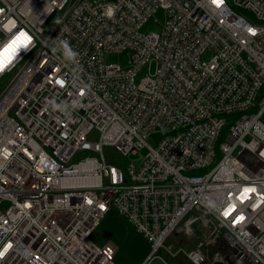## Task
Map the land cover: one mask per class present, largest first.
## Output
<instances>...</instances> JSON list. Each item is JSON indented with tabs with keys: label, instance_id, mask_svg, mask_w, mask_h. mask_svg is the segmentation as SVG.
Returning a JSON list of instances; mask_svg holds the SVG:
<instances>
[{
	"label": "built area",
	"instance_id": "2783aa9c",
	"mask_svg": "<svg viewBox=\"0 0 264 264\" xmlns=\"http://www.w3.org/2000/svg\"><path fill=\"white\" fill-rule=\"evenodd\" d=\"M21 32L0 74V264H117L95 238L109 215L148 245L141 264L218 244L223 264H264V0H0V49ZM193 226L195 247L165 245Z\"/></svg>",
	"mask_w": 264,
	"mask_h": 264
},
{
	"label": "rangeland",
	"instance_id": "374dc122",
	"mask_svg": "<svg viewBox=\"0 0 264 264\" xmlns=\"http://www.w3.org/2000/svg\"><path fill=\"white\" fill-rule=\"evenodd\" d=\"M92 1V0H91ZM101 1V0H96ZM165 19L164 10L159 8L157 9L147 20V22L142 26L141 31L144 33L148 32H159ZM57 21V17H53L47 25L44 27V32L41 33V36L45 37L52 28V25ZM209 57V53L204 54L203 58L207 59ZM130 58V51H122L115 53H107L104 56V61L106 63H116L121 65L122 67H126L128 65V60ZM151 71H148L146 66L142 67L137 76L136 81L138 82L142 77L147 74L153 72V66L150 68ZM11 74H6L2 78H0V91L5 86V84L10 79ZM89 140H95V134H92ZM148 143L152 146L155 145V142L152 138L148 139ZM103 155L105 159H109L111 161L115 160L119 163L121 162H131L133 165H138L141 162L140 155L130 154L127 157L121 156L117 153L112 147H104ZM94 156H98L94 154ZM108 160V161H109ZM195 224V222H193ZM191 223L192 225H194ZM198 226V225H197ZM200 227V225L198 226ZM195 226L194 233L195 236L191 238V240H187L188 236L183 231L174 232L173 235L166 241L165 245H171L173 251H175L179 246L184 247L185 249H191L195 247L200 238H197V235H201V229ZM213 230V226H212ZM216 232H219L216 229ZM96 240L99 242H114L118 247V252L115 257V261L117 264H141L144 258L147 255V246L146 243L139 237V235L129 227L121 218L118 216L109 215L106 220L102 224V230H98L95 236ZM189 244V246L186 245ZM218 247L214 246L211 249H205L207 256L205 262L201 264H223L219 262L217 257L215 256V252ZM216 257V258H215ZM150 264H191L185 256L182 254L170 256L163 248H160L156 251L153 259Z\"/></svg>",
	"mask_w": 264,
	"mask_h": 264
},
{
	"label": "snow or ice",
	"instance_id": "6c2138e0",
	"mask_svg": "<svg viewBox=\"0 0 264 264\" xmlns=\"http://www.w3.org/2000/svg\"><path fill=\"white\" fill-rule=\"evenodd\" d=\"M212 2L219 6L220 4H222L223 0H212ZM21 37H24L25 40L28 39L26 33L21 32L7 46H5L3 49H0V70H3L7 66V64L11 62L16 52L23 46ZM6 54H8L7 57ZM227 214L228 213H226V215ZM239 219H242V217ZM0 255H3V253H0Z\"/></svg>",
	"mask_w": 264,
	"mask_h": 264
},
{
	"label": "clouds",
	"instance_id": "9594fccd",
	"mask_svg": "<svg viewBox=\"0 0 264 264\" xmlns=\"http://www.w3.org/2000/svg\"><path fill=\"white\" fill-rule=\"evenodd\" d=\"M59 45L60 49H62L64 58H66L67 60H74L76 58L77 54L71 49L69 43L66 40H61L59 42ZM57 50L59 49H53V51ZM5 70V68L3 70H0V74H3Z\"/></svg>",
	"mask_w": 264,
	"mask_h": 264
},
{
	"label": "trees",
	"instance_id": "16d2710c",
	"mask_svg": "<svg viewBox=\"0 0 264 264\" xmlns=\"http://www.w3.org/2000/svg\"><path fill=\"white\" fill-rule=\"evenodd\" d=\"M221 140H220V137L218 138V140L216 141L217 143H219ZM100 230H102V225H101V227H100ZM140 237V236H139ZM141 238V237H140ZM142 239V238H141ZM143 240V239H142ZM146 243V242H145ZM146 246H147V250H148V245L146 244ZM146 250V251H147Z\"/></svg>",
	"mask_w": 264,
	"mask_h": 264
},
{
	"label": "crops",
	"instance_id": "0c3cea01",
	"mask_svg": "<svg viewBox=\"0 0 264 264\" xmlns=\"http://www.w3.org/2000/svg\"><path fill=\"white\" fill-rule=\"evenodd\" d=\"M206 263V262H205Z\"/></svg>",
	"mask_w": 264,
	"mask_h": 264
}]
</instances>
